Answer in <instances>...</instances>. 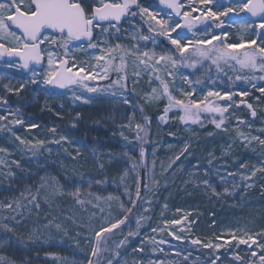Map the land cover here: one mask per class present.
Instances as JSON below:
<instances>
[{
    "label": "rangeland",
    "instance_id": "rangeland-1",
    "mask_svg": "<svg viewBox=\"0 0 264 264\" xmlns=\"http://www.w3.org/2000/svg\"><path fill=\"white\" fill-rule=\"evenodd\" d=\"M221 1L213 0V3L208 7L213 11L220 12ZM138 2L141 6L149 8L150 12L157 13V19H166L167 15H169L160 11L154 0H138ZM228 7L235 8V0H230ZM244 14L237 10L228 16H221L220 20L224 21V23L219 28L216 27L218 21L209 19L205 24H197L192 31L185 29L183 35L187 37V40L195 41L203 38L208 33L221 35V38L224 39L223 33H227V42L237 43L241 39L245 41L256 39L257 45H259L261 39L254 35V31L261 30L253 27H242V25H250L252 23ZM193 15H196V13H193ZM174 21L176 20L172 17L170 22ZM206 25H211V27H206ZM119 27L122 29L121 33L111 35L110 44L119 43L125 48H131L138 43L142 51L174 54L171 53V50L175 46L171 45L166 37L157 36L155 33L148 31L147 17H142L141 15L130 17L128 21H125ZM180 31V29H177V32ZM141 34L153 36L156 43L154 44L152 40H140L138 37ZM176 34V32L171 33L173 37ZM116 35L120 36L118 40ZM133 36H136L137 39L134 40ZM187 40L184 42H187ZM219 43L220 41H213L214 45ZM211 46L209 45L208 47ZM77 47L81 50H76V47H74L73 54L79 62L92 64L94 63V57L100 55L99 49H88L87 46L84 48ZM192 52L193 46L189 45V51L184 55L187 56ZM120 55L122 53L117 54L113 67L109 70L110 79H101L100 76L103 73L97 69V79L88 81L89 87H96L98 89L97 92H90L79 85H73L69 90L62 92L63 97L70 105V108L65 106L60 112L62 128L60 137L67 138L66 140H61L66 146L70 145L71 137L75 139L79 134H81V137H93L98 145L99 133H116L121 136L122 130L123 139L127 137V140L132 143L136 135L134 125L138 123V119L135 118L138 114L136 99H140L142 101L141 104H144L156 117H164L162 124L167 128L171 140L183 141L182 153L184 152L185 161L188 162V173L183 177V181L180 180V191L186 192L187 190L203 188L212 195L237 197L241 196L247 189L259 185L264 180L263 172L257 171L254 176L251 174L254 168L264 165V145L260 144L258 140L252 139V137L264 139V92L260 91L261 88H264V78H262L264 77V72L258 69H241L239 65H231V62L227 65L221 62V68L218 70L209 60H204L196 64L195 67L178 64L175 68H172L171 64H167L159 72H154L151 67L154 63L152 60H149L148 66H144L139 63L136 56L128 55L125 56V67L120 71L118 77L116 68L121 62L119 59ZM8 67L14 70H19L20 68L18 64ZM47 70L48 66L45 63L42 71H31L25 76L24 80L14 78L10 81H4L0 78V97L7 99L10 106V108H0V110L6 112L15 111L18 108L21 113L20 119L22 120L24 110L36 103L38 92L42 89L52 88L51 85L41 82ZM169 70L173 73L172 77H168L165 74ZM157 75L169 82V90L175 96L180 94L177 91L178 88L185 91L189 90L190 87L195 88L196 95L194 98L206 94L209 90L220 91L222 94L227 91L234 93L233 101L235 103L224 114V123L220 128H217L212 122L213 120H220V115L216 113L205 114L201 117L200 123L182 122L178 118L182 114L179 110L171 109L165 113L164 109L167 106L166 97L160 96L154 101L147 99L153 88L158 91L161 89L159 81L155 79ZM237 76L247 77V79L237 80L235 78ZM122 77H126L123 83L128 85V89L127 87L121 88L119 85L108 88L109 84ZM185 77L192 81L199 80L200 83L189 85L184 79ZM230 77L231 79H229ZM252 77L256 78L252 79ZM33 79L37 82L31 83ZM5 84L11 87H19L20 84H24V88L19 94H16L7 92L4 89ZM100 89H105V91H100ZM241 92H247V95L241 96ZM113 93L116 95L113 96ZM77 96L81 97V99H76ZM125 97L129 101L128 104L120 102ZM240 101L252 104L256 116L253 117L249 110V114H246L241 109L236 108V104H241ZM218 103L223 105L227 101H218ZM9 119L11 120L12 117H9ZM130 120L131 126H129ZM20 140L26 142L21 144L22 147L35 158L37 165L44 171L45 200L48 202L52 201L60 195L61 189L52 169L45 162V157L48 154L47 148L44 145H39L37 143L38 140H28L26 138H20ZM159 140L161 141V139ZM185 145L188 146L187 151H184ZM100 152L102 151L100 150ZM154 154L155 151L147 154L148 161L145 163V179L141 181L143 184L140 186L144 192L140 211L133 220H126L127 222L125 221L124 224L120 225L119 228L121 230L117 233L116 238L108 244L103 264H106L108 260H112V264H161V262L162 264H174L173 257H180L182 252L203 256L211 264L212 261H215V264H259L258 257L261 254V250L256 244L250 246L239 245L246 247L247 253L244 254L239 250V246H235V240H232L231 243L227 242L230 239V232H235L238 236H242L244 233L254 235L249 226L238 220L225 221L220 227L219 235H222L223 238L219 243L223 246L219 249L213 250L204 248L202 244H191V239L199 238L192 229L194 223L198 220L197 212L177 200L176 188H167L168 191L162 196L160 195L158 190L161 184L157 175L160 177L166 168L155 164L156 157ZM176 157L175 155L172 156L173 160L176 161ZM158 160L163 163L168 162V159L161 157ZM242 165L245 166L242 167ZM0 166L7 169L9 167L1 153ZM174 178L175 175H172L171 181H167L169 186L173 184ZM205 181H207V184H205ZM155 198H159L156 204L152 201ZM101 206L104 209L106 207V205ZM177 209L180 211H177ZM184 217H187L184 220V224L187 226L185 231L179 232L177 229V234L183 237L181 240L169 235L167 231H152L153 227L162 225L163 219H183ZM150 220L153 221L151 224ZM144 229L146 231H143ZM129 232L135 233V235L128 236ZM125 237H127L125 244L117 249V243L125 239ZM256 239L260 243L257 236ZM161 240L165 242L159 243ZM200 240L202 242L212 240L213 243H217L215 239L207 235H203V239ZM137 241L140 244L138 246L135 244ZM137 247L147 248L149 256L142 255L143 250L141 251L140 248L139 253L135 252ZM170 247L172 249L169 251ZM78 250V248L75 251L59 250V252L48 255L44 264H85L82 253ZM253 251L257 253L255 257L251 255ZM117 252L119 255H116ZM168 252H170V255L167 254ZM237 255L241 257V260L236 259ZM160 257L163 259L159 260ZM216 257H219V259H216Z\"/></svg>",
    "mask_w": 264,
    "mask_h": 264
},
{
    "label": "trees",
    "instance_id": "trees-1",
    "mask_svg": "<svg viewBox=\"0 0 264 264\" xmlns=\"http://www.w3.org/2000/svg\"><path fill=\"white\" fill-rule=\"evenodd\" d=\"M228 3L230 0H222L220 11L228 8ZM8 66L6 60H0V78L4 81L14 78L24 80L29 73ZM136 100L138 114L135 118L145 128V132L140 134L143 139L139 142L135 139L136 135L130 143L119 134L102 132L99 133L98 145L93 137H81V134L75 139L71 137L69 146L61 140L56 143L62 132L60 112L65 106L70 108V105L62 92L53 88L38 92L36 103L24 110L22 124L0 121V149H6L0 153L9 166L8 169L0 166V205H13L12 209L0 207V257H4V264H44L50 254L59 250L75 251L77 248L85 261L90 258L95 264L97 258L90 256L94 232L101 225L122 219L124 215H128L127 221L133 220L140 211L143 190L141 199L133 207L125 185L135 200V178L138 174L141 181L145 179L147 154L154 151L155 164L166 168L160 177L157 175L161 184L160 195L165 194L167 188H176L177 200L197 212L198 220L192 229L200 239L203 235L214 239L223 223L230 220L245 223L254 235L264 232V180L237 197L212 195L203 188L180 191V180L183 181L188 173V162L182 153L183 141L171 140L162 120L142 105L140 99ZM236 108L249 114L246 108ZM4 113L0 110V114ZM142 116H147L148 123L141 119ZM33 123L37 127H30ZM52 128L56 129L55 133ZM16 137L45 141L43 145L48 150L45 162L52 169L61 189L60 195L52 201L45 200L44 171ZM138 144L145 150L144 166L141 165ZM174 155L179 159L173 160ZM159 157L168 159V162L159 161ZM133 164H136L135 169H132ZM172 175L175 178L169 186L167 181H171ZM158 199L152 201L156 204ZM101 205H106L105 209ZM126 208L132 211L126 213ZM152 222L150 220V224ZM120 230H114L111 239L103 246L100 264H103L108 244ZM256 236L264 242V237ZM135 244L140 245L138 241ZM139 248L135 252L139 253ZM140 249L143 250L142 255L149 256L147 248ZM239 250L247 253L245 246H239ZM167 254L170 255V252ZM173 261L174 264H211L203 256L187 252L173 257Z\"/></svg>",
    "mask_w": 264,
    "mask_h": 264
},
{
    "label": "snow or ice",
    "instance_id": "snow-or-ice-1",
    "mask_svg": "<svg viewBox=\"0 0 264 264\" xmlns=\"http://www.w3.org/2000/svg\"><path fill=\"white\" fill-rule=\"evenodd\" d=\"M159 3L166 5L167 9L171 10V14L167 15L166 19H157V13L150 12L149 8L141 6L138 0H0V58H18L22 62L21 67L25 69L33 64L40 65L44 63L46 58L48 70L42 78L41 82L43 84L60 89L79 85L90 92L98 91L96 87H89L88 84V81L97 79V69L103 73L100 76L101 79H110L109 70L113 67V62L117 58L118 53H122L119 56L121 62L116 68L118 77L120 71L125 67V56L128 55L136 56L139 63L144 66H148L149 60H152L154 63L151 67L154 72H159L167 64H171L172 68H175L178 64L195 67L196 64L204 60L211 61V64L215 65L218 70L221 68V62L225 65L229 64V62H234L241 69H258L264 72V19L259 24H255L253 21L250 25H242L245 28L253 27L254 29L258 28L261 30L254 31V35L261 39L259 45H257L256 39L247 41L241 39L237 43L227 42V33H223L224 39L221 38V35L208 33L203 38L196 39L195 41L187 40V37L183 35L185 29L192 31L197 24H205L209 19L218 21L216 27L219 28L224 23V21L220 20V17L228 16L237 10L251 17L264 18V0H235V8L228 7L220 12L213 11L208 7L213 3V0H159ZM133 7L138 11H132ZM193 13H196V15H193ZM137 15L147 17L148 31L150 33L166 37L170 44L175 46L171 50V53L174 54H158L155 51H142L138 43L131 48H125L119 43H109L111 35L121 33L122 29L118 25L122 18ZM173 15L180 19L170 22ZM206 27H211V25H206ZM177 29L181 31L177 32ZM173 32L177 33L175 37L171 35ZM119 38L120 36L116 35V39L118 40ZM138 38L144 41L152 40L154 44L156 43L155 38L151 35L141 34ZM133 39L135 40L137 37L133 36ZM186 40L187 42H184ZM78 41L86 42L88 49L100 50V55L94 57V63L88 64L87 62L76 60L73 49L76 47V50H81L75 44ZM213 41H220V43L214 45ZM189 45L193 46V52L185 56L184 54L189 51ZM209 45L212 46L208 47ZM242 49L243 51H241ZM9 66H13L12 63ZM165 74L168 77L173 76L170 70ZM235 78L237 80L247 79V77L241 76ZM255 78L252 77V79ZM155 79L159 81L161 89L158 91L153 88L147 99L154 101L160 96L166 97L167 106L164 109L165 113L171 109H177L182 113L178 117L179 120L185 123L189 121L193 124L200 123L201 117L205 114L216 113L220 115V120H213L212 122L217 128H220L224 123V114L235 103L233 101L234 93L227 91L222 94L220 91L209 90L206 94L194 98L196 95L195 88L190 87L187 91L178 88L177 91L180 94L179 96H175L169 90L168 81L159 75ZM184 79L189 85L200 83L199 80L192 81L186 77ZM124 80H126V77L118 78L109 84L108 88L115 85L126 88L127 85L123 83ZM36 82L35 79L31 81V83ZM23 88L24 84H20L19 87H11L8 84L4 85V89L7 92H14L16 94H19ZM100 91H105V89H100ZM260 91L264 92V88H261ZM112 95L115 96L116 94L113 93ZM240 95L246 96L247 92H241ZM76 99H81V97L77 96ZM218 101H227V103L221 105ZM120 102L124 104L129 103L126 97L121 99ZM240 103L246 104L249 110L253 109L250 103H246L245 101H240ZM236 107H239V104H236ZM0 108H10L7 99L4 97H0ZM20 115L21 113L18 108L15 111H6L4 114H0V121H8L12 125L22 124L23 121L20 119ZM251 115L253 117L256 116L255 110L251 111ZM9 117H12V119L9 120ZM141 119L145 123H148L147 116H142ZM160 119L163 120L164 117L161 116ZM129 126H131V120L129 121ZM30 127L35 128L37 125L33 123ZM134 128L136 130L135 139L138 142L142 141L143 137L140 134L145 132V128L140 123H136ZM51 131L55 133L56 129L52 128ZM120 134L123 136V130ZM241 135L243 134L241 133ZM16 139L20 140L19 137H16ZM66 139V137H60L56 143ZM124 139L127 140L128 138L124 137ZM252 139L258 140L260 144L264 145V139L260 137H252ZM20 143L25 144L26 142L20 140ZM37 143L43 145L45 141L40 140ZM137 146L139 147L141 165L144 166L145 150L139 144ZM187 150L188 146L185 145L184 151ZM4 151L6 149H0V152ZM176 159H179V156ZM244 166L242 165V167ZM135 168L136 164H133L132 169ZM257 171L264 172V165L254 168L251 174L254 176ZM135 180V200H133L132 194L128 192L125 185L129 203L133 207L136 205V201L141 199V178L138 174ZM205 184H207V181H205ZM108 199H112V197H108ZM0 207L12 209L13 205L8 203L0 205ZM121 207H123V203H121ZM131 211V208L125 209L126 213H130ZM177 211L180 210L177 209ZM127 219L128 215H124L122 219H116L115 221L101 225L94 232V246L91 249L90 256L97 258L95 264H100L99 258L103 254V246L111 239L114 230L124 224ZM186 219L187 217L183 219H163L162 225L153 227L152 231H167L169 235L174 236L177 240H181L183 237L177 234V229L179 232L185 231L187 226L184 224V220ZM5 227L7 228L8 226L5 225ZM133 235L135 233H128V236ZM256 235L264 237V232ZM229 236L230 239L227 242L231 243L232 240H235V246L237 247L239 245L250 246L256 244L261 250V254L258 257L259 264H264V242L258 243L256 236L250 233L238 236L235 232H230ZM222 238V235L215 236L214 239L217 243H213L212 240L202 242L199 238H193L190 242L193 245L202 244L204 248L217 250L223 246L219 243ZM126 240L127 237L120 240L116 245L117 249L124 245ZM164 242V240L159 241V243ZM116 255H119V253L117 252ZM251 255L255 257L257 253L253 251ZM216 259H219V257H216ZM236 259L241 260V257L237 255ZM0 264H4V257H0ZM85 264H93V260L89 258L85 261ZM106 264H112V260H108ZM212 264H215V261H212Z\"/></svg>",
    "mask_w": 264,
    "mask_h": 264
},
{
    "label": "water",
    "instance_id": "water-1",
    "mask_svg": "<svg viewBox=\"0 0 264 264\" xmlns=\"http://www.w3.org/2000/svg\"><path fill=\"white\" fill-rule=\"evenodd\" d=\"M156 2H157L159 8L162 11L169 12L171 14V10L170 9H167L166 5L160 4L159 3V0H156ZM133 9H135V7H133ZM174 17L175 18H179V17H176V16H174ZM245 17L247 19H249L250 21H252V22L254 21L255 23H259V22L262 21V19H264V18H261V17H251L250 15H248L246 13H245ZM128 19H129V17L128 18H122V20L119 22V24H122L123 22L127 21ZM77 43L79 45H81V46H87V43L86 42L78 41ZM0 59H7L10 63H12V64H19L20 66H21V63H22L18 58H15V57H3V58H0ZM44 66H45V62L42 63V64H40V65H35V64L30 65L29 68H27V69L22 68V67L21 68L24 71H42L44 69ZM71 87L72 86H70L69 88H64V89H60V88H53V89L56 90V91H59V92H63V91H66V90L70 89ZM241 107L247 108L246 107V104H239V108H241ZM252 110H249V111L251 112Z\"/></svg>",
    "mask_w": 264,
    "mask_h": 264
},
{
    "label": "flooded vegetation",
    "instance_id": "flooded-vegetation-1",
    "mask_svg": "<svg viewBox=\"0 0 264 264\" xmlns=\"http://www.w3.org/2000/svg\"><path fill=\"white\" fill-rule=\"evenodd\" d=\"M159 9V8H158ZM133 10H136V8L135 9H132V11ZM160 11H162L161 9H159ZM163 12H165V11H163ZM167 14H170L169 12H166ZM175 20H178V19H180V18H175L174 16H172ZM130 18V17H129ZM129 20V19H128ZM127 20V21H128ZM125 22H123L122 24H119L118 26H122L123 24H124ZM75 44L77 45V46H79V47H85V46H81V45H79L77 42H75ZM8 62V61H7Z\"/></svg>",
    "mask_w": 264,
    "mask_h": 264
}]
</instances>
